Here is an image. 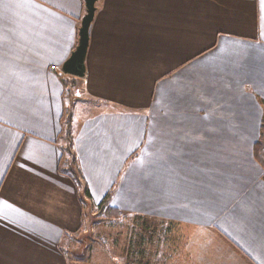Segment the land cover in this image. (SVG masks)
Returning a JSON list of instances; mask_svg holds the SVG:
<instances>
[{"label":"crops","instance_id":"crops-1","mask_svg":"<svg viewBox=\"0 0 264 264\" xmlns=\"http://www.w3.org/2000/svg\"><path fill=\"white\" fill-rule=\"evenodd\" d=\"M96 6L77 77L62 66L85 0H0V264H68L65 238L110 191L189 233L200 264H264V75L248 69L264 0Z\"/></svg>","mask_w":264,"mask_h":264},{"label":"rangeland","instance_id":"rangeland-1","mask_svg":"<svg viewBox=\"0 0 264 264\" xmlns=\"http://www.w3.org/2000/svg\"><path fill=\"white\" fill-rule=\"evenodd\" d=\"M258 52L253 51L251 59L255 62L248 67L255 77L264 75V56ZM76 88L74 95L77 97L80 85ZM241 156L244 161L249 159L247 154ZM256 164L254 173L257 176L261 170ZM251 173L250 169L246 175ZM122 203L130 205L125 201ZM84 208L83 227L79 232L69 234L62 245L68 264H200L198 249L189 247V233L176 231L168 235L163 226L165 223L139 217L132 210L122 211L119 218H111L96 202L86 203Z\"/></svg>","mask_w":264,"mask_h":264},{"label":"water","instance_id":"water-1","mask_svg":"<svg viewBox=\"0 0 264 264\" xmlns=\"http://www.w3.org/2000/svg\"><path fill=\"white\" fill-rule=\"evenodd\" d=\"M98 1L99 0H85L86 13L81 20L78 44L62 66V72L65 74L77 77H84L86 74V56L90 38L89 32L97 9L96 3Z\"/></svg>","mask_w":264,"mask_h":264},{"label":"trees","instance_id":"trees-1","mask_svg":"<svg viewBox=\"0 0 264 264\" xmlns=\"http://www.w3.org/2000/svg\"><path fill=\"white\" fill-rule=\"evenodd\" d=\"M71 121L72 118L69 114L66 120V138L69 142V149H70V143L72 142ZM253 157L256 163L261 167L263 171L262 178L264 179V112L262 119L260 121L259 137L256 139V141L253 144ZM111 196H112V191L108 192L106 196L103 198V200L100 203H98V207H100L102 210H105L108 217L119 218L122 212L120 209L110 205Z\"/></svg>","mask_w":264,"mask_h":264}]
</instances>
